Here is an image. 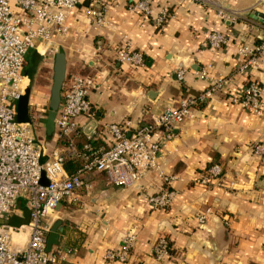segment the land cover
I'll use <instances>...</instances> for the list:
<instances>
[{"label": "crops", "instance_id": "1", "mask_svg": "<svg viewBox=\"0 0 264 264\" xmlns=\"http://www.w3.org/2000/svg\"><path fill=\"white\" fill-rule=\"evenodd\" d=\"M155 2L169 15L163 28L127 9L123 0H112L109 28L97 34L77 9L68 20L70 35L58 41V52L42 56L31 51L26 58L24 65L31 54L37 57L33 76L22 71L30 82L42 66L53 67L59 52L65 56V75L77 72L94 79L88 94L90 113L80 115L77 122L82 136L96 147L107 145L105 124L128 121L131 128L137 127L151 122L167 104L205 89L208 81L199 77L203 68L210 76L227 77L232 91L249 78L264 88V55L256 56L255 64L242 72L243 59L236 53L239 42L256 46L264 41V18L253 17L255 13L264 17V0H225L227 17L200 2ZM212 30L227 36L224 47H207ZM123 43L143 54V66L117 60ZM180 69L182 78L177 75ZM48 91L31 87L30 103H35L32 94L47 99ZM45 121L46 117L40 122L44 130ZM171 134L162 146L158 168L135 186L112 185L93 172L86 175L89 188L80 190L77 202L58 204L55 221L60 220L61 230L54 246L75 251L57 264H154L151 246L159 236L173 248L165 264H264V155L252 151L254 144L264 143V116L231 104L216 92L194 107L193 118L173 126ZM44 135L50 147L54 131ZM213 163L223 168L221 184H196L195 174ZM72 164L68 163L73 167L76 162ZM164 175L177 178L167 185ZM170 186L177 191L174 201L165 208L149 207L146 197ZM200 215L205 216L204 223L199 222ZM28 221L29 210L20 204L8 219L21 227L13 235L15 241L25 244ZM128 234L135 240L127 259L106 260L105 252L118 250Z\"/></svg>", "mask_w": 264, "mask_h": 264}, {"label": "built area", "instance_id": "2", "mask_svg": "<svg viewBox=\"0 0 264 264\" xmlns=\"http://www.w3.org/2000/svg\"><path fill=\"white\" fill-rule=\"evenodd\" d=\"M112 0H0V264H57L75 249L52 246L46 250V238L56 219L57 206L62 201L75 203L81 189H88L86 175L101 173L106 182L117 186H135L151 170L158 168L164 141L172 136L171 128L194 117V107L212 99L216 92L226 96L229 103L257 115L264 116V88L249 78L245 83L230 89L224 76H210L203 68L201 79L207 80L205 89L195 95H187L176 104H168L151 122L131 128L130 122L105 124L108 142L94 146L86 142L77 148L72 140L57 144L59 138H69L82 133L77 119L90 113L88 94L94 79L86 74L70 72L65 75L61 100L54 118V138L49 147L45 138L40 139L36 126L46 117L45 111L32 113L29 102V122L16 118L17 100L30 88L29 77L22 68L31 51L44 56L58 52L59 39L70 35L68 20L77 9L83 20L98 34L109 28V9ZM214 7L220 17H227L223 1L190 0ZM127 9L152 18L154 25L163 28L169 15L166 9L157 6L155 0H123ZM158 7L157 11H155ZM205 43L211 50L228 43L226 35L217 30L207 34ZM236 53L243 59L240 70L248 71L256 62V56L264 55V41L256 46L239 42ZM117 60L132 67L143 66V54L129 44L118 47ZM184 70L177 72L182 78ZM128 132L129 135H128ZM256 155H264V143L252 146ZM79 158L73 172H68V160ZM44 173L45 183L40 182ZM223 168L218 163L209 165L203 173L195 174L193 181L203 187L217 186L224 178ZM167 185L177 178L162 176ZM172 186L162 188L146 197L149 207L165 208L176 198ZM20 204L29 210L26 225L28 236L25 244L15 241L13 235L21 227L8 222ZM199 222H205L200 215ZM135 236L128 234L118 250L108 249L104 258L108 261H125ZM15 243V245H14ZM154 264H165L172 258L169 241L159 236L151 246Z\"/></svg>", "mask_w": 264, "mask_h": 264}, {"label": "water", "instance_id": "3", "mask_svg": "<svg viewBox=\"0 0 264 264\" xmlns=\"http://www.w3.org/2000/svg\"><path fill=\"white\" fill-rule=\"evenodd\" d=\"M255 14L256 15H253L254 18L258 20H263L264 17L262 14L260 13H255ZM65 69H66V61H65L64 53L59 52L55 55L54 58L52 83L51 86L49 87V94H48V110L46 113L45 132L49 135L52 134L54 131V118L61 100V91L65 79ZM29 102H30V88L26 89L25 94H23L17 100L16 118L18 121L21 122L30 121ZM129 133L130 132H128V135ZM45 181L46 180L44 179V173L42 172L40 182L45 183ZM60 230H61V222L60 220H56L51 227V231L47 235L46 250H50L52 246L58 244Z\"/></svg>", "mask_w": 264, "mask_h": 264}, {"label": "rangeland", "instance_id": "4", "mask_svg": "<svg viewBox=\"0 0 264 264\" xmlns=\"http://www.w3.org/2000/svg\"><path fill=\"white\" fill-rule=\"evenodd\" d=\"M52 75H53V67L49 68L47 66H42L39 70V73H37L36 75H34L35 77H33L32 81L30 82V87L38 88V90H43L46 87H50L51 83H52ZM48 88L46 91H48ZM49 92V91H48ZM49 93H47L48 95ZM35 101V103L33 104V110L31 111L32 113H37V110L43 111L45 110V114L47 113L48 110V98H43L42 96H39L37 92H35L34 94H32V98H31V102ZM40 100H43L44 104H42V102H40ZM44 113V111H43ZM36 133L38 135V137L40 139L45 138V130H44V126L37 125L36 126Z\"/></svg>", "mask_w": 264, "mask_h": 264}, {"label": "trees", "instance_id": "5", "mask_svg": "<svg viewBox=\"0 0 264 264\" xmlns=\"http://www.w3.org/2000/svg\"><path fill=\"white\" fill-rule=\"evenodd\" d=\"M36 64H37V57L36 55L31 54V56L28 59V62L26 63V65L23 66L22 71H24L27 74H31L33 76V72H34ZM46 90H47L46 88L43 89V91H46ZM69 140H72L77 148H81V146L86 142H89L92 144L90 139H86L82 136V133H77V135L72 134V136L69 138H64V137L59 138L57 139V144L59 145L67 144ZM79 143L81 144L78 145ZM75 162H76V165L72 167L71 166L73 165L72 163H75ZM68 163H71V165H68ZM79 163H80L79 158H76L75 160H68L65 164V168L67 169L68 172H73L77 169ZM169 245H170V251L172 252L173 248L171 247L170 241H169Z\"/></svg>", "mask_w": 264, "mask_h": 264}]
</instances>
